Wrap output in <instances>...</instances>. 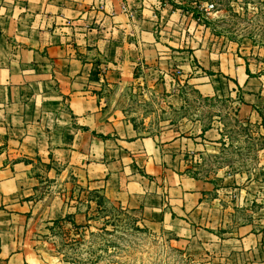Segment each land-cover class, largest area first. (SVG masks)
<instances>
[{
  "label": "crops",
  "instance_id": "1",
  "mask_svg": "<svg viewBox=\"0 0 264 264\" xmlns=\"http://www.w3.org/2000/svg\"><path fill=\"white\" fill-rule=\"evenodd\" d=\"M175 15L161 0H0V264L27 262L33 221L76 213L55 185L42 192L63 172L192 255L264 264V229L234 224L219 190L178 170L202 137H220L184 115V88L231 97L252 116L264 103V47L191 35L190 18ZM127 88L182 112L179 122L151 136L106 111L98 93Z\"/></svg>",
  "mask_w": 264,
  "mask_h": 264
},
{
  "label": "rangeland",
  "instance_id": "2",
  "mask_svg": "<svg viewBox=\"0 0 264 264\" xmlns=\"http://www.w3.org/2000/svg\"><path fill=\"white\" fill-rule=\"evenodd\" d=\"M161 1L171 4L179 20L181 15L190 18L191 35L208 32L223 42L247 38L264 47V0ZM205 4L214 6L208 15L202 11ZM258 54L253 57L262 58ZM184 94V115L200 120L204 130L217 126L220 137H202L181 157L178 170L207 181L214 194L219 190L234 224L253 223L264 229V103L251 116L239 112L231 97L202 99L192 87H185ZM98 95L104 98L106 111L117 109L146 135L159 136L163 127L177 124L182 113L165 110L128 88L120 93L106 89ZM61 176L59 182L47 179L43 195L55 185L64 194V203L80 217L68 213L49 222L33 221L25 264H234L213 254L192 255L168 231L150 232L137 212L88 190L69 172Z\"/></svg>",
  "mask_w": 264,
  "mask_h": 264
},
{
  "label": "built area",
  "instance_id": "3",
  "mask_svg": "<svg viewBox=\"0 0 264 264\" xmlns=\"http://www.w3.org/2000/svg\"><path fill=\"white\" fill-rule=\"evenodd\" d=\"M213 7V4H205L202 7V11H204L208 15L210 13V10L213 9ZM122 10L129 13L131 17L133 16L132 10H130L127 5H122Z\"/></svg>",
  "mask_w": 264,
  "mask_h": 264
},
{
  "label": "trees",
  "instance_id": "4",
  "mask_svg": "<svg viewBox=\"0 0 264 264\" xmlns=\"http://www.w3.org/2000/svg\"><path fill=\"white\" fill-rule=\"evenodd\" d=\"M186 6H184V8H185ZM197 92V91H196ZM198 93V92H197ZM199 94V93H198ZM200 95V94H199ZM239 99H241V98H239Z\"/></svg>",
  "mask_w": 264,
  "mask_h": 264
}]
</instances>
